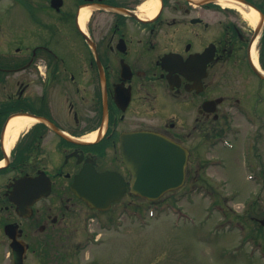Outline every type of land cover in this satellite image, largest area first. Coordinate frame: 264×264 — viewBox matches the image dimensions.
Returning <instances> with one entry per match:
<instances>
[{"label":"flooded vegetation","instance_id":"flooded-vegetation-1","mask_svg":"<svg viewBox=\"0 0 264 264\" xmlns=\"http://www.w3.org/2000/svg\"><path fill=\"white\" fill-rule=\"evenodd\" d=\"M60 3L50 23L34 18V43L26 32L0 52V263L56 264L89 220L147 200L122 157L135 132L187 151L183 184L163 197L209 182L210 167L253 174L264 200V0ZM14 115L35 121L6 151ZM104 173L118 201L92 208Z\"/></svg>","mask_w":264,"mask_h":264},{"label":"rangeland","instance_id":"rangeland-1","mask_svg":"<svg viewBox=\"0 0 264 264\" xmlns=\"http://www.w3.org/2000/svg\"><path fill=\"white\" fill-rule=\"evenodd\" d=\"M48 7V0H0V52L22 49L26 32L34 43L42 30L34 18L50 23L54 13ZM209 168L204 175L213 196L209 183L198 181L187 194L178 190L150 207L146 200L134 203L139 211L133 215L107 212L99 223L89 220L87 230L78 229L77 239L60 244L56 264L62 257L74 264H264V230L250 219L262 217L260 184L242 170L230 178ZM219 192L228 195L220 199ZM254 201L256 210L249 214ZM28 261L34 262L32 255Z\"/></svg>","mask_w":264,"mask_h":264},{"label":"water","instance_id":"water-1","mask_svg":"<svg viewBox=\"0 0 264 264\" xmlns=\"http://www.w3.org/2000/svg\"><path fill=\"white\" fill-rule=\"evenodd\" d=\"M60 1L51 0V5L58 8ZM127 139L129 142L123 152L124 161L133 171V187L139 194L156 199L162 193L182 185L187 159L184 148L165 136L149 132H135L127 136ZM109 177L108 173L98 175L101 180L99 184L107 186V190L109 183L106 180ZM101 193L105 194L104 191ZM111 199L99 196L87 201L92 207L106 208ZM259 222L264 225V218ZM15 263L20 264L21 257Z\"/></svg>","mask_w":264,"mask_h":264},{"label":"bare ground","instance_id":"bare-ground-1","mask_svg":"<svg viewBox=\"0 0 264 264\" xmlns=\"http://www.w3.org/2000/svg\"><path fill=\"white\" fill-rule=\"evenodd\" d=\"M152 4L153 1H150L148 5H152ZM154 7L155 5H152V7L150 8H154ZM88 14H89L88 8L81 9V12L79 14L80 25L82 26L84 25V22L88 17ZM249 16L252 20H255V14L253 12H251ZM34 121H35L34 118L26 115H14L10 118L4 134V145L6 151H8V149L12 147L14 141L17 140L20 133L26 130V128L29 127ZM1 163H3V161H1Z\"/></svg>","mask_w":264,"mask_h":264},{"label":"trees","instance_id":"trees-1","mask_svg":"<svg viewBox=\"0 0 264 264\" xmlns=\"http://www.w3.org/2000/svg\"><path fill=\"white\" fill-rule=\"evenodd\" d=\"M258 230H260V228L258 229ZM63 258V259H62ZM61 258V262H62V264H71V262H69V261H67V258H65V257H62ZM60 259V258H59Z\"/></svg>","mask_w":264,"mask_h":264}]
</instances>
